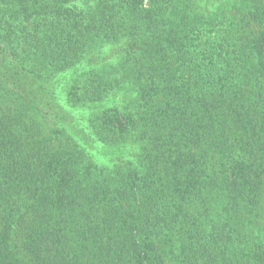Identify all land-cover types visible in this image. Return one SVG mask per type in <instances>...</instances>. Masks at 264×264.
Instances as JSON below:
<instances>
[{
  "label": "trees",
  "instance_id": "obj_1",
  "mask_svg": "<svg viewBox=\"0 0 264 264\" xmlns=\"http://www.w3.org/2000/svg\"><path fill=\"white\" fill-rule=\"evenodd\" d=\"M0 264H264V0H0Z\"/></svg>",
  "mask_w": 264,
  "mask_h": 264
}]
</instances>
